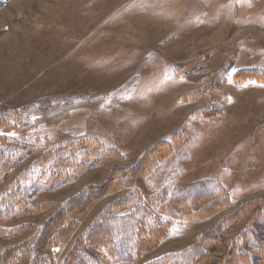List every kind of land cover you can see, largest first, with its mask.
<instances>
[{"label":"rangeland","instance_id":"obj_1","mask_svg":"<svg viewBox=\"0 0 264 264\" xmlns=\"http://www.w3.org/2000/svg\"><path fill=\"white\" fill-rule=\"evenodd\" d=\"M239 70L264 71V0H0V157L17 162L0 172V191L48 151V176L27 199L50 204L1 225H41L62 201L169 141L171 152L133 178L143 206L169 224L168 235L122 264L180 252L247 202L256 204L208 248V264H221L248 224L241 264H256L264 230V83H237ZM85 140L118 155L83 163ZM201 180L220 183L233 207L192 221L162 201L164 188L172 193ZM123 194L114 189L95 200L69 240L44 253L63 259ZM24 238L0 239V246Z\"/></svg>","mask_w":264,"mask_h":264},{"label":"trees","instance_id":"obj_2","mask_svg":"<svg viewBox=\"0 0 264 264\" xmlns=\"http://www.w3.org/2000/svg\"><path fill=\"white\" fill-rule=\"evenodd\" d=\"M233 79L237 83H264V71L239 70ZM81 145L83 163L95 161L99 164L118 155L113 149L95 140H85ZM171 149L169 141L157 143L133 166L115 168L104 183L88 185L62 201L58 209L41 225H1L26 214L37 213L50 205H33L27 199L29 191L41 185L48 176V151H45L43 160L27 165L5 190L0 191V239L25 236L23 241L14 245L0 246V264H102L97 253L114 263L122 264L132 262L139 253L156 248L167 237L169 224L159 222L143 206L141 192L134 187L133 178L145 176ZM16 165L13 157H0V172L12 171ZM114 189L124 191V194L100 211L63 259L56 261L50 254L44 253L54 251L60 244L67 242L77 229L78 218L89 205ZM170 191L166 187L160 192L162 201L168 199L180 211V218L183 220L203 221L233 207L230 194L215 181L201 180L184 185L172 193ZM255 204L256 202H247L239 205L213 228L200 235L191 246L177 253L160 255L144 264H208L211 261L208 248L226 228L239 223ZM247 226L250 228L251 224ZM248 227L229 242L221 264H241L248 261L247 256L241 252L248 240ZM255 258L256 264H264V230L255 250Z\"/></svg>","mask_w":264,"mask_h":264}]
</instances>
